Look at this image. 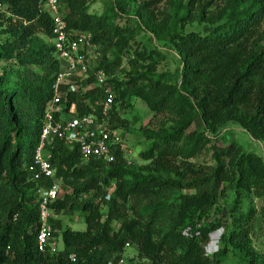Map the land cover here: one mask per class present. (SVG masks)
Masks as SVG:
<instances>
[{
    "label": "trees",
    "instance_id": "trees-1",
    "mask_svg": "<svg viewBox=\"0 0 264 264\" xmlns=\"http://www.w3.org/2000/svg\"><path fill=\"white\" fill-rule=\"evenodd\" d=\"M0 1L6 9V12L0 11V26L3 27L0 32L13 37V40L0 41V46L15 51L11 54L22 58L17 69L5 70L10 80L14 74L17 91L13 87L0 90V264H117L125 243L132 237L136 238L138 254L144 259L134 264H186L188 259L193 263V257L201 254L202 245L209 240L210 233L219 227L223 228L218 240L220 246L211 258H205L209 264H220L227 246L237 251V264H263L251 246L256 210L249 207L243 211L242 201L251 192L258 194L264 191V161L257 153L241 150L232 142L215 148L216 163L210 174L199 170L200 176L184 182L174 179L162 182L165 186L178 183L181 188L196 190L186 193L178 188L174 196L177 209L172 227L166 234L172 231L181 234L182 229L188 232L178 241L179 250L174 257L170 256L163 238H156L152 226L165 204L162 198L144 205L146 219L125 218L119 229L114 231L112 222L121 212L115 200L120 184L110 198L104 200L110 179L117 181L123 175L129 176L127 192L133 193L150 180L149 175L131 168H120L121 151L116 152L115 160L109 164L98 159L83 162L76 145L71 147L53 138L46 145L45 152L50 156L55 174L53 178L34 180L29 168L34 165L44 109L52 98V84L60 69L51 41L54 22L52 15L41 9L39 4L42 0ZM58 1L61 8L68 9L63 19L69 35L75 37L76 31L88 32L91 41L101 46L99 67L105 71L104 83L111 85L115 93L110 122L115 127L125 126V118L118 115V109H125L132 97L141 99L154 113L163 112L168 106L171 88L161 93L158 84L170 78L169 75L156 74L150 69L143 72L134 69L118 76L115 71L120 64L123 28L113 24V20L121 15L122 7L136 0H113L108 15L89 12L86 0ZM213 1L188 0L187 8L188 11L200 9L202 16ZM229 1L223 22H210L203 26V32H197L178 26L188 12L182 8L181 0H174L172 38L177 40L169 44L182 63L178 70L182 86H205L206 92L195 102L196 116L202 123L206 126L209 123L235 122L253 139L264 143V40L244 61L245 52L241 46L248 30L264 18V0ZM151 2L146 1L138 8L136 18L144 30L154 33L140 10L148 9ZM23 39H28L27 44L17 50V42ZM111 47H115L116 54L107 58L106 53ZM29 64L34 67H28ZM36 66L42 70L41 73ZM92 79L93 76L86 82ZM1 82L2 85L6 83L0 75ZM101 95L102 91L96 85L82 94L69 91L62 97L60 107L67 110L74 102L77 114L89 113L92 111L89 102L101 98ZM176 133L180 135L179 131ZM169 139L142 152V157L178 155L180 150L176 142ZM2 154H6L5 165H2ZM188 167L194 174L198 173L190 164ZM27 179L34 186L23 190L20 185ZM57 179L72 190L52 201L49 209L54 214L73 210L84 212L86 227L84 230L64 227L59 219L50 216L48 221L54 223L51 235L56 239L61 231L63 245L54 251L48 246L40 251L36 239L40 227V192ZM229 192L233 196L228 210L230 229L224 226L220 217L225 202L223 198ZM119 194L126 197L122 191ZM96 197L105 201L107 206L103 219L96 216L99 209L94 200ZM71 254L75 255L74 261L69 258Z\"/></svg>",
    "mask_w": 264,
    "mask_h": 264
},
{
    "label": "rangeland",
    "instance_id": "rangeland-1",
    "mask_svg": "<svg viewBox=\"0 0 264 264\" xmlns=\"http://www.w3.org/2000/svg\"><path fill=\"white\" fill-rule=\"evenodd\" d=\"M61 1L64 2V0ZM146 1H152L148 9L140 10L143 11L144 21L152 25L154 33L144 30L136 18V11L141 5L144 6V2ZM187 1L181 0L182 8H185L188 13L183 22H178V26L197 32H203V26L209 25L210 22H215L214 24L223 22L227 8L231 3L229 0H214L207 7L206 14L203 13L201 16L200 9L188 11ZM62 2L61 4H64ZM173 2L174 0H136V2L122 7L121 15L113 20V24H117L123 28L120 64L115 69L118 76H124L126 71L134 69L142 72L150 69L156 74L164 73L169 75L170 78L158 84V88L161 93L171 88V95L168 99V106L161 113L150 111L147 105L136 97L130 99V103L125 109H118V115L125 118V126L122 125L120 127L124 134L125 147L122 151L121 167H118L131 168L134 171L149 175L150 180L144 183L137 190V193H133L127 192L129 176L123 175L117 181L112 178L104 196V200L109 199L118 187V184H120L119 193L122 191L126 196L124 198L119 193L115 196L117 205L121 207V212L119 213V217L112 222L114 231L119 229L120 222L125 218L146 219L147 212L143 210L144 205L149 201L160 198L164 199L165 204L158 211L157 220L152 223V226L156 238L158 240H162L163 238L171 257L176 256L179 250L178 241L181 240L182 235H188L185 229L180 231L181 234H176L174 231L169 233V235L166 234L172 227L177 209V201H175L174 196L179 189L186 193L195 192L196 190L181 188L180 185H177L178 183H167L165 186L162 182L165 179L184 182L190 178L200 176L199 170H202V173L210 174L216 163L215 148L225 146L231 142L239 146L241 150L257 153L264 161V143L253 139L237 123L225 121L218 125L209 123L205 126L196 116L195 102L206 92V89L205 86L200 85L195 88H184L181 84V76L178 74V70L181 69L182 63L169 44L170 41L177 40L176 38H172L175 27V22L173 21ZM86 3L88 4L89 12L95 15H108L110 14L113 0H86ZM67 11V7H63L61 14L64 15ZM0 30H3V27L0 26ZM5 39L13 40V37L6 32H0V41H4ZM263 40L264 18L249 29L246 34L241 45L245 52L242 58L243 61L256 50ZM27 42L28 39L17 42V50L23 49ZM0 48H2L0 53V75L4 77V81L6 82L3 85L2 82L0 83V90H8L10 87H13L17 91L15 82L13 81L14 74L11 75L10 80L7 71L17 69V64L22 58L11 54L16 52L7 49L3 45ZM115 54V47H111L106 53V57L112 58ZM133 63H135V68L132 67ZM28 67L34 66L29 64ZM36 68L39 73L42 72L37 66ZM5 70L7 71L5 72ZM231 80L232 77L229 81ZM176 131L180 132L179 136ZM167 138L176 142L177 148L180 150L178 155H168L161 158L156 156L151 159H144L142 157V152L164 144ZM154 152H157V150L154 149ZM1 158L2 165H5L6 154H2ZM83 162L89 161L83 160ZM188 164L193 166L198 173L194 174L190 167H188ZM57 183L61 190V195L71 192L72 189L61 179H57ZM33 186L32 181L27 179L24 184L20 185V188L29 190ZM232 198L233 196L230 192L223 198L225 202L220 214L224 226H228V229L231 228L228 210L232 206ZM94 200L99 208L96 216L103 219L107 213L105 201L100 200L99 197H96ZM249 207L256 210L251 228V246L259 256L260 261L264 264V191L258 194L251 192L247 195L242 201V210L246 211ZM85 214L84 212L73 210L53 213L52 218L59 219L64 227H70L74 230H84L86 227L84 221ZM49 223L51 229L54 230L53 221H49ZM220 231L221 233L223 232L222 227L212 231L209 235V240L206 244L202 245L201 254H196L193 257V263H191L192 259H188L186 264H209L205 258H211L213 253L219 249L220 242L218 240L221 237ZM56 240L57 248L61 249L63 245L61 231ZM128 240L117 263L134 264L135 262L144 261L138 254L136 238L132 237ZM237 255V251H232L230 246H227L220 264H237Z\"/></svg>",
    "mask_w": 264,
    "mask_h": 264
},
{
    "label": "built area",
    "instance_id": "built-area-1",
    "mask_svg": "<svg viewBox=\"0 0 264 264\" xmlns=\"http://www.w3.org/2000/svg\"><path fill=\"white\" fill-rule=\"evenodd\" d=\"M39 5L53 17L51 41L60 69L52 84V98L44 109L40 139L34 152V165L29 168L34 180L41 177L53 178L55 174L50 156L45 152L46 145L53 138L62 140L71 147L76 145L82 161L98 159L105 164L113 162L116 152H122L125 147L121 128L110 122L109 116L115 93L111 85L104 83L105 71L99 67L101 46L91 41L88 32L76 31L75 37L69 35L58 0H42ZM0 11L6 12L1 1ZM91 76L93 79L87 83L86 80ZM95 85L100 87L102 97L89 102L91 112L77 114L74 102L67 110L61 109L60 101L66 92L82 94L94 89ZM82 100L88 102L87 99ZM60 191L57 180H54L49 188H43L40 192V227L36 238L40 251H44L47 246L52 251L57 249V240L51 235L52 229L48 218L53 214L49 204L61 196ZM69 258L74 261L75 255L71 254Z\"/></svg>",
    "mask_w": 264,
    "mask_h": 264
},
{
    "label": "clouds",
    "instance_id": "clouds-1",
    "mask_svg": "<svg viewBox=\"0 0 264 264\" xmlns=\"http://www.w3.org/2000/svg\"><path fill=\"white\" fill-rule=\"evenodd\" d=\"M221 234H222V233H221V231H220V236H221ZM219 238H220V237H219Z\"/></svg>",
    "mask_w": 264,
    "mask_h": 264
}]
</instances>
